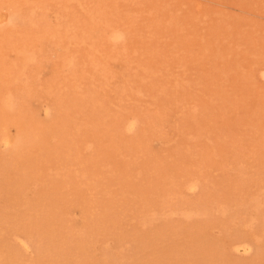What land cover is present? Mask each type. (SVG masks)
Returning <instances> with one entry per match:
<instances>
[{"label":"rangeland","instance_id":"1","mask_svg":"<svg viewBox=\"0 0 264 264\" xmlns=\"http://www.w3.org/2000/svg\"><path fill=\"white\" fill-rule=\"evenodd\" d=\"M262 72L264 0H0V264H264Z\"/></svg>","mask_w":264,"mask_h":264},{"label":"bare ground","instance_id":"2","mask_svg":"<svg viewBox=\"0 0 264 264\" xmlns=\"http://www.w3.org/2000/svg\"><path fill=\"white\" fill-rule=\"evenodd\" d=\"M263 73V76L262 77H264V72H262ZM18 137V136H17ZM238 248V247H237ZM250 248V247H249Z\"/></svg>","mask_w":264,"mask_h":264}]
</instances>
